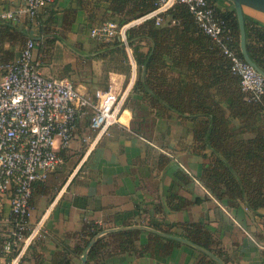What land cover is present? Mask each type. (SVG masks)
I'll use <instances>...</instances> for the list:
<instances>
[{"label":"crops","instance_id":"obj_1","mask_svg":"<svg viewBox=\"0 0 264 264\" xmlns=\"http://www.w3.org/2000/svg\"><path fill=\"white\" fill-rule=\"evenodd\" d=\"M217 5L222 11L232 9L225 0H217ZM99 6L91 20L90 12L80 1L56 0L34 19L22 13L18 22L0 20V24L10 23L39 43L36 60L45 77L68 78L83 96L95 101L97 90L110 86L117 92L132 90L137 78V72L132 70L128 79L123 63L115 57L117 53L112 57L110 49L98 48V40L91 37L93 27L116 20L110 17L107 2ZM23 7L24 0H0V13L19 12ZM73 9L74 20L64 29L65 13ZM244 11L246 21L264 28L263 13L250 8ZM51 25L60 34H55L59 39L53 54L46 57L39 49L45 40L43 29ZM1 51H13L18 59L21 48L18 43L4 41L0 43V54ZM106 53L108 57H101ZM2 74L0 71V77ZM136 98L130 92L123 113L125 121L106 134L91 129L90 114L80 117L71 147L66 150L68 162L34 188L29 233L35 228L36 231L25 245L23 262L62 264L68 260L70 264H81L83 253L76 249L82 244L77 235L85 224L114 228L117 218L140 210L136 217L141 225L204 224L220 241L228 264H264V209L254 212L243 204L229 208L212 199L198 181L184 183L179 175L189 173L200 178L211 152L196 150L192 122L181 120L176 114L156 118ZM171 193L191 204L180 211L172 210L168 205ZM11 218L7 197L2 200L0 237H5L11 228ZM148 240V233H142L139 245ZM198 259L197 251L182 245L167 258L124 254L99 264H196ZM0 264H8L1 247ZM87 264L95 263L88 260Z\"/></svg>","mask_w":264,"mask_h":264},{"label":"trees","instance_id":"obj_2","mask_svg":"<svg viewBox=\"0 0 264 264\" xmlns=\"http://www.w3.org/2000/svg\"><path fill=\"white\" fill-rule=\"evenodd\" d=\"M78 1L88 9L91 20L99 11L101 2H107L110 17L116 18L108 21L123 25L155 11L159 0ZM208 1L215 8L217 17L226 22L231 37L229 45L242 58L234 8L222 11L217 0ZM75 13V9L65 13L64 29L70 27ZM161 17L163 23L160 26L156 24V19H151L127 31L128 43L137 65V78L131 93L156 118L165 119L176 114L181 120L192 122L196 150L200 153L207 150L211 152L200 178H193L189 173L179 175L184 183L198 181L212 199L229 208L243 204L254 212L264 209V95L256 102L247 100V95L241 89L240 78L232 72L231 60L224 55L222 46L199 28L186 5L176 4ZM246 26L249 55L264 71V28L248 20ZM43 34L45 40L40 45V54L49 57L59 39L55 34L60 32L51 25L43 29ZM28 40L29 37L12 24H0L1 45L4 41L18 43L22 50ZM98 48L110 49L112 57L119 53L121 58L118 61L123 63V71L130 76L132 67L129 56L117 38L109 42L98 41ZM1 54L0 63L3 65L16 59L13 51H1ZM101 57H108V54ZM133 114H136L134 110ZM60 155L66 164L67 151ZM190 204L175 193L169 196L168 205L172 210L180 211ZM157 210L161 211V208ZM139 211L117 218L114 228L141 225L136 217ZM150 226L167 234L184 237L215 253L226 264L229 262L220 248V241L202 223ZM105 229L107 227L85 224L77 235L82 245L77 246L76 250L82 254L93 238ZM142 233L146 232L122 231L105 235L92 247L89 262L99 264L106 258L124 254L167 258L175 248L182 246L151 233H148V242L139 245ZM4 242L5 238L0 237L1 251ZM16 253L6 257L8 263ZM62 264L70 262L65 260ZM196 264L216 263L199 253Z\"/></svg>","mask_w":264,"mask_h":264},{"label":"built area","instance_id":"obj_3","mask_svg":"<svg viewBox=\"0 0 264 264\" xmlns=\"http://www.w3.org/2000/svg\"><path fill=\"white\" fill-rule=\"evenodd\" d=\"M56 0H24L22 11L0 13V20L18 22L21 14L34 19ZM176 4H184L199 28L220 44L231 60L233 74L241 80V89L249 102L264 95V78L239 57L229 45L230 31L217 17L208 0H159L157 9L137 20L120 25L108 21L93 27L90 35L101 42L118 39L126 49L132 70L137 65L127 39V31L151 19L163 23L162 14ZM39 43L29 39L14 62L0 65V212L2 200L9 198L11 228L5 235L2 254L17 252L8 264H27L22 258L26 243L35 234L29 233L31 200L35 185L44 183L64 163L61 152L71 147L79 119L90 114V127L97 134H106L121 123L130 88L117 92L113 86L97 90L95 101L82 95L68 78H47L36 60ZM29 233L26 235V233Z\"/></svg>","mask_w":264,"mask_h":264},{"label":"water","instance_id":"obj_4","mask_svg":"<svg viewBox=\"0 0 264 264\" xmlns=\"http://www.w3.org/2000/svg\"><path fill=\"white\" fill-rule=\"evenodd\" d=\"M229 2L232 7L235 10L238 25H239V32H240V52L242 55V58L250 65L252 66L259 75H261L264 78V71L260 69L251 59L248 49H247V26H246V17H245V8H250L253 10H256L260 13L264 14V0H225ZM122 231H140V232H146L151 233L157 236H160L164 239L173 240L176 241L182 245L188 246L198 253H201L205 256H207L209 259L213 260L216 264H226L221 258H219L215 253L193 243L192 241L178 236V235H171L164 233L162 231H159L153 227L147 226V225H132V226H122V227H116V228H110L102 231L98 235H96L93 240L89 243L85 251L83 252V255L81 257V264H87L89 260V255L92 247L94 244L102 237L108 234L122 232Z\"/></svg>","mask_w":264,"mask_h":264},{"label":"rangeland","instance_id":"obj_5","mask_svg":"<svg viewBox=\"0 0 264 264\" xmlns=\"http://www.w3.org/2000/svg\"><path fill=\"white\" fill-rule=\"evenodd\" d=\"M101 24H104V23H101ZM101 24H98V25H101ZM118 60L121 58L120 57V55H119V53L115 56ZM130 76H131V73H130ZM130 76L128 75L127 77H128V79L130 78ZM129 96H130V93H129ZM129 96L127 97V100H126V102H125V104H127L128 103V100H129ZM130 106L131 105H133V99L131 98V100H130ZM136 113V112H135ZM135 120H137V119H135ZM77 159V157L74 159V161Z\"/></svg>","mask_w":264,"mask_h":264},{"label":"bare ground","instance_id":"obj_6","mask_svg":"<svg viewBox=\"0 0 264 264\" xmlns=\"http://www.w3.org/2000/svg\"><path fill=\"white\" fill-rule=\"evenodd\" d=\"M121 121H122V122L125 121V120H124V114H122V116H121Z\"/></svg>","mask_w":264,"mask_h":264}]
</instances>
